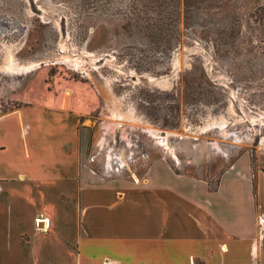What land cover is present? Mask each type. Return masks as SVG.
<instances>
[{
  "label": "rangeland",
  "instance_id": "374dc122",
  "mask_svg": "<svg viewBox=\"0 0 264 264\" xmlns=\"http://www.w3.org/2000/svg\"><path fill=\"white\" fill-rule=\"evenodd\" d=\"M70 88L97 175L137 181L162 158L213 186L248 155L254 182L264 0H0V115Z\"/></svg>",
  "mask_w": 264,
  "mask_h": 264
},
{
  "label": "crops",
  "instance_id": "0c3cea01",
  "mask_svg": "<svg viewBox=\"0 0 264 264\" xmlns=\"http://www.w3.org/2000/svg\"><path fill=\"white\" fill-rule=\"evenodd\" d=\"M69 90L0 115V264H264L248 155L245 177L231 167L213 189L162 158L140 180L103 178Z\"/></svg>",
  "mask_w": 264,
  "mask_h": 264
},
{
  "label": "trees",
  "instance_id": "16d2710c",
  "mask_svg": "<svg viewBox=\"0 0 264 264\" xmlns=\"http://www.w3.org/2000/svg\"><path fill=\"white\" fill-rule=\"evenodd\" d=\"M209 188L213 189V188H215V185H213V186L209 185Z\"/></svg>",
  "mask_w": 264,
  "mask_h": 264
}]
</instances>
